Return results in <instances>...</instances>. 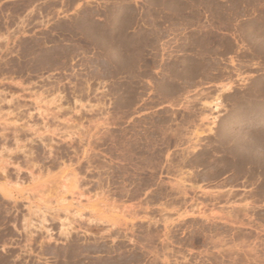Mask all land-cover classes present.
<instances>
[{"label": "rangeland", "instance_id": "obj_1", "mask_svg": "<svg viewBox=\"0 0 264 264\" xmlns=\"http://www.w3.org/2000/svg\"><path fill=\"white\" fill-rule=\"evenodd\" d=\"M0 264H264V0H0Z\"/></svg>", "mask_w": 264, "mask_h": 264}]
</instances>
